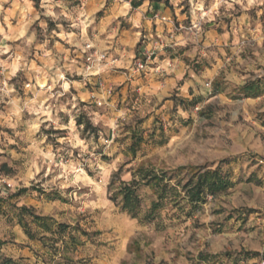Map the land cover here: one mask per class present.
Returning <instances> with one entry per match:
<instances>
[{"label": "rangeland", "instance_id": "1", "mask_svg": "<svg viewBox=\"0 0 264 264\" xmlns=\"http://www.w3.org/2000/svg\"><path fill=\"white\" fill-rule=\"evenodd\" d=\"M152 1L182 15L169 20L179 39H152L161 49L183 42L181 81L169 79L174 71L156 69L154 80L147 68L134 73L140 58L112 68L105 48L107 71L126 80L86 78V43L99 48L121 37L98 28L129 25L105 14L115 0H0V264H64L26 235L16 218L21 206L70 226L67 235L79 243L75 264L264 258V0ZM72 38L79 44L71 46ZM98 82L112 88L103 106L92 95L102 93ZM257 83L259 96H246L242 88ZM133 133L142 137L136 152ZM142 166L219 167L233 186L192 216L189 206L166 203L155 222L141 223L122 211L121 198L110 200L108 186L131 182ZM21 189L27 192L16 197ZM139 195L144 215L156 194L141 185Z\"/></svg>", "mask_w": 264, "mask_h": 264}, {"label": "trees", "instance_id": "2", "mask_svg": "<svg viewBox=\"0 0 264 264\" xmlns=\"http://www.w3.org/2000/svg\"><path fill=\"white\" fill-rule=\"evenodd\" d=\"M245 94L248 97L258 95L259 88L249 87ZM77 124L81 126L84 125V122L79 120ZM87 128L85 126V130ZM132 136L135 139L130 149L136 152L142 137L139 138L136 133H133ZM141 185L153 187L156 194V199L144 215L141 214L142 199L139 195ZM115 186L117 187L114 191ZM232 186L229 173H223L219 167L214 170H202L194 166H180L173 171H157L142 166L134 171L131 182L116 178L110 182L108 189L110 200L118 202V199L121 198L120 204L123 212H126L133 219H139L141 223H150L158 219L166 203L176 205L182 210L183 205H187L190 207L188 215L192 216L194 211L199 210L201 205L207 202L209 196L216 197L227 192ZM25 192L27 189H21L15 196H21ZM17 209L18 224L24 229L29 239L40 240L44 246L51 249L52 255L59 256L64 264H75L72 255L79 243L75 235L71 233L67 235L68 229H70L69 225L56 222L51 217L42 216L31 207L21 206ZM33 225L42 230L43 233L34 232ZM75 230L81 231L78 227H75ZM82 233L87 234L85 231ZM10 263H13L12 259H3L2 261V264Z\"/></svg>", "mask_w": 264, "mask_h": 264}, {"label": "crops", "instance_id": "3", "mask_svg": "<svg viewBox=\"0 0 264 264\" xmlns=\"http://www.w3.org/2000/svg\"><path fill=\"white\" fill-rule=\"evenodd\" d=\"M101 2V0H100ZM105 7V3L103 2V5L101 7V10ZM100 10V9H99ZM105 14L111 15L110 17H113L119 24L122 22H126L129 25L126 28H123V30L120 27L113 28L109 33H106V29L104 27H99L98 30H101L100 34L106 35V36H112L116 33H121V37L117 40H113L110 42V45H101L96 47L100 51H105V49L111 50V57L112 60L110 61V67H118V68H128L130 64L132 63L134 58H141L142 54L148 49H152L154 46V39L153 37H160L165 38L167 41L169 39V36H174V39H179V37L175 36V29L172 27L171 23L164 22L158 19H155V15H160L162 17L167 18L168 20H172V17L175 18L176 15L179 16V18H182V15L177 12H171L167 10L162 3L152 1V0H115L114 3H112V8L108 9L107 11H104ZM81 19V18H80ZM105 31V32H104ZM105 33V34H104ZM72 34H75L74 32ZM144 35L146 37L147 42H143L142 45H138L137 40L133 38L134 35ZM6 36V44L9 43V36L10 34L5 33ZM69 36V35H68ZM124 36V37H123ZM174 39L168 41L174 42ZM19 40V38L15 39ZM71 46H76L79 44L78 39H71ZM87 43H91L88 41ZM86 43V44H87ZM171 44V43H170ZM183 42H176L174 47L171 48H158L152 62L147 67V70L149 74L147 75V78H151L154 80L156 77V74L154 71L156 69L159 70H166L169 74V72L174 71V77L169 78L174 81H181L183 80L185 76V62L183 60L184 56L188 53V51H185L182 54L183 49L182 45ZM193 49V48H192ZM195 53L198 52L197 46L195 47ZM196 55L194 52L191 51V56ZM10 54H7L6 57H9ZM13 58V56L9 57ZM10 59V60H11ZM199 64V62H196ZM107 66L105 65L102 67L99 71H94V74H99L96 76H99V78H93L95 81H98V79H101V77L105 76L106 73L108 75H111V78L115 81H125L126 78L122 75H113V72L107 71ZM86 71V70H85ZM111 73V74H110ZM116 73V72H115ZM85 74V73H84ZM87 78V75H86ZM99 83V82H98ZM103 83V82H102ZM67 84L68 88H72V85H70L69 82H64V85ZM97 84V83H96ZM87 85V84H86ZM105 85V84H104ZM107 86V85H106ZM259 83L256 85L250 84L246 87L244 86L242 88V91L245 92L249 89V87H253L254 89L259 88ZM74 87V85H73ZM109 87V86H107ZM110 88V87H109ZM260 90V88H259ZM260 93V91H259ZM258 95L251 96V97H258Z\"/></svg>", "mask_w": 264, "mask_h": 264}, {"label": "built area", "instance_id": "4", "mask_svg": "<svg viewBox=\"0 0 264 264\" xmlns=\"http://www.w3.org/2000/svg\"><path fill=\"white\" fill-rule=\"evenodd\" d=\"M155 19L168 22L169 20L165 17H162L160 15H155ZM164 43L155 41L154 46L150 50H146L140 59H138L136 63V68L134 73L144 71L152 62L153 57L157 51L158 48H162ZM107 52L106 51H100L95 47L93 43H87L83 50V56L85 57V63H86V75L87 77L94 76V71H99L102 67L107 65ZM102 93L101 94H92L95 98V102L98 106H103L106 104V97L110 96L112 94V88H107L104 83L99 82L98 83ZM106 143H109L108 140H106ZM240 264H250L247 261H242ZM257 264H264V258H261L260 261H257Z\"/></svg>", "mask_w": 264, "mask_h": 264}]
</instances>
